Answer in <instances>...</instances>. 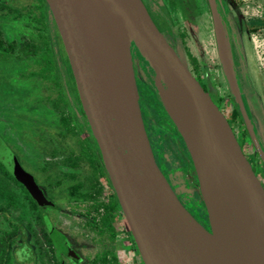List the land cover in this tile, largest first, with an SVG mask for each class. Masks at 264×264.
Masks as SVG:
<instances>
[{
    "label": "rangeland",
    "instance_id": "obj_1",
    "mask_svg": "<svg viewBox=\"0 0 264 264\" xmlns=\"http://www.w3.org/2000/svg\"><path fill=\"white\" fill-rule=\"evenodd\" d=\"M143 2L191 74L231 122L239 144L264 186V163L245 130L244 121L232 115L234 105L238 107V104L218 57L207 0ZM36 3L42 5L38 0H0V138L5 142V147L15 152L23 168L31 173L36 172L37 162L40 165L55 166L40 182L53 196L56 194L53 201L56 206H35L21 188H14L0 175V207L5 208L14 221L22 223L26 230L25 243L30 247L32 257L29 259L28 255L17 264H73L71 254L58 250L50 241L42 221L45 214L51 219L56 232L65 236L67 249L80 257L78 264H93L95 253L105 246L110 249L113 243L109 239L105 240L106 244L100 242L96 230L85 224V221L96 214V199L108 204L115 197L106 179L99 177L96 183L91 181V169L85 158H80L78 163L73 164L75 152L73 154L70 150L77 136L71 130L65 134L63 128L60 130L48 127L59 119V112L50 100L42 101L40 98H54L56 89L48 86L52 79L43 76V64L33 60L46 45L52 53L55 70L69 102L64 115L73 132L85 135L76 118L79 115L77 104H80V98L60 34L45 5L42 21L28 13ZM219 8L231 51L233 70L240 92L244 94L241 95L243 103L264 151V0H220ZM34 12L39 15L38 10L34 9ZM161 18H165L171 25H165ZM39 34L46 37V44ZM135 76L140 101L145 107L144 118L149 120L152 127L150 137L158 164L171 186L178 192L181 202L207 228V214L200 203L196 174L181 134L148 77L137 68ZM154 101L157 104H153ZM83 120L86 124L87 120ZM45 121L50 124L44 125ZM85 139L91 145V150H94L92 140L86 136ZM78 147L80 148H75L76 153ZM6 151L1 150L0 156L3 157ZM68 172L74 176H67ZM77 182L81 185L71 188ZM9 200H12L13 206L9 205ZM98 211L102 212L103 207L99 206ZM112 221L114 242L120 244L115 247V254L120 260L118 264H138L140 257L121 213ZM10 228L0 212V234ZM21 243V239L15 240L14 246Z\"/></svg>",
    "mask_w": 264,
    "mask_h": 264
},
{
    "label": "water",
    "instance_id": "obj_2",
    "mask_svg": "<svg viewBox=\"0 0 264 264\" xmlns=\"http://www.w3.org/2000/svg\"><path fill=\"white\" fill-rule=\"evenodd\" d=\"M45 1L60 34L116 204L142 263L261 264L224 220L212 181L213 157L221 159L263 228L264 186L225 115L158 28L143 0ZM207 1L222 69L252 144L264 163V151L233 70L217 2ZM108 21L123 26L117 50L96 29ZM131 45L145 60L157 85L163 84L181 96L200 117L190 128L191 146L166 110L191 159L209 229L182 204L155 160L139 104ZM16 168L21 172L18 178L31 185L30 191L38 204H51L30 175H25L18 164ZM48 231H53L50 223ZM53 242L64 250L59 237L53 236ZM63 252L71 254L68 250Z\"/></svg>",
    "mask_w": 264,
    "mask_h": 264
},
{
    "label": "bare ground",
    "instance_id": "obj_3",
    "mask_svg": "<svg viewBox=\"0 0 264 264\" xmlns=\"http://www.w3.org/2000/svg\"><path fill=\"white\" fill-rule=\"evenodd\" d=\"M96 29L111 47L115 50L119 49L123 31L121 24L116 21H108L106 24L98 25ZM130 54L133 67L148 77L150 84L159 90L163 105L192 146L193 134L190 128H193L196 121L200 119L199 115L181 96L173 93L163 84L157 85L152 71L133 45L130 46ZM153 104L157 103L154 101ZM189 134H191L190 137ZM211 175L216 199L227 226L241 244L250 250L261 264H264V228L249 210L242 194L225 171L218 156H214L212 159Z\"/></svg>",
    "mask_w": 264,
    "mask_h": 264
},
{
    "label": "trees",
    "instance_id": "obj_4",
    "mask_svg": "<svg viewBox=\"0 0 264 264\" xmlns=\"http://www.w3.org/2000/svg\"><path fill=\"white\" fill-rule=\"evenodd\" d=\"M38 1H40L42 5H38L37 3L34 4L33 5L34 8H30V10H28V13H31L33 15V18H35L39 21H42L41 16H42V13L44 10L43 6L45 5L47 7V4H46L45 0H38ZM34 9L38 10L40 16L34 12ZM161 19L165 23V25H167L168 27L171 25V23L168 22L165 18H161ZM39 37L42 41H44L45 44L47 43L48 40L46 41V37H44L41 34H39ZM1 43H2V41L0 40V45H1ZM4 54L10 55V53H5V52H4ZM15 58H18V57L15 56ZM34 59L36 61H40L43 64V67H42L43 76L46 78L52 79L50 81H52L55 84L58 83V75H57L56 70H55L54 61L52 58V53H51V51L47 45L45 46L44 50L40 53V55L33 58V60ZM35 72H37V71H33V73H35ZM59 96H60L59 97L60 101L58 100L55 103L57 106L60 105L61 101H64V100H62L63 96H61V93ZM139 104L141 105L140 100H139ZM81 114H82V116H84L83 108H82ZM232 115L234 118L240 117L241 120L243 121L240 110L236 104L234 105ZM143 121H144L146 132H147L148 137H149V136H151V133H152L151 124H150L149 120H146L144 118V116H143ZM245 130H247V129H245ZM150 142H151V139H150ZM79 145L81 148H80L78 155L75 156V158H74L75 160H73L75 162H73V164H76L80 158H82V159L85 158V160L90 164V169H91V172H90L91 175L90 176H92L91 181H93L95 183V181H97V179L99 177L104 178L106 173H105V170H104V167L102 164V160H101L97 145L95 147L96 148L95 153L92 152L91 150H89V146L83 137H81V138L79 137ZM188 156H189V154H188ZM189 159H190V157H189ZM190 161H191V159H190ZM92 198L94 199V197H92ZM93 203H94V200H93ZM200 203L202 206H204L202 199H200ZM33 204L35 205L34 201H33ZM115 204H116L115 199L110 200V202L108 204H104V203L100 202L98 199H96L95 205L92 204V206L93 205L95 206L96 214L91 215L90 219L85 221V224H88L90 227H92L96 230V232L99 236L98 240L100 242L102 241L103 243L106 244L105 240L109 239V242H111V244L113 243L112 247L110 249H108L105 246L106 249L104 247L103 250L95 253V257L92 260L93 264H118L120 261L119 257L115 254V247H118V245H120V244L114 242L115 231H114V226H113V221H112L114 219V217L116 215H118L120 212L119 207L116 206L117 204L116 205ZM99 206L103 207L102 212L98 211ZM200 210H201V208H200ZM0 212L3 213L5 220H7L8 225L11 227L10 229L5 230L2 234H0V264H17V262L21 263L24 259H26L28 257V255H29V259H30V257H32V253H31L30 247L25 243V241H26V230H25L24 226L22 225V223L12 221L11 218L6 213L5 208L0 207ZM88 214H89V212H87L86 215H88ZM48 235H49V238H50V240L54 246H55V244L53 242V236L59 237L60 242L63 241L60 234H57L55 231H52V233H50L48 231ZM130 237H131V235H130ZM18 239L19 240L21 239L22 243L19 246H14V241L18 240ZM58 250H60V249H58ZM67 250L71 252V258H72L73 264H78L80 257H76V253H73L72 250H70V249H67ZM30 253H31V255H30ZM138 264H143V263L140 260L138 262Z\"/></svg>",
    "mask_w": 264,
    "mask_h": 264
},
{
    "label": "flooded vegetation",
    "instance_id": "obj_5",
    "mask_svg": "<svg viewBox=\"0 0 264 264\" xmlns=\"http://www.w3.org/2000/svg\"><path fill=\"white\" fill-rule=\"evenodd\" d=\"M4 53V52H3ZM11 55V54H10ZM13 58H15V56H12ZM57 73V72H56ZM72 73V72H71ZM58 75V74H57ZM47 81V80H46ZM52 82V81H51ZM137 82V81H136ZM50 88H54L55 87V89H56V95L54 96V98H52V97H50V96H46L45 97V99H44V97H41L40 99L43 101V100H50V102H51V104H52V106L59 112V119L55 122V123H51V126H48L50 123H47L46 121L43 123L44 125H46V126H48V127H54L55 129H60L61 130V128H63L64 129V132H65V134H67V132L69 131V130H71L72 131V133L74 134V135H76L77 137H76V140H75V143H74V145L72 146V149L70 150L71 151V153H73V152H75V154H74V158H75V156L76 155H78V153H79V151H80V148H79V150H78V152L76 153V151H75V148L77 147V146H80L79 145V137L81 138V137H83L84 139H85V136L86 137H89L91 140H92V142L94 143V150H91V145L89 144V143H87L88 144V146H89V150H91L92 152H96V142H95V139H94V137H93V135H92V133H91V130H90V128H89V125H88V122L85 124L84 123V120L83 119H86V117H85V115L84 116H82V114H81V111H82V106H81V102H80V104L78 103L77 104V107H78V112H79V115L78 116H76V118H77V120H79L78 122L82 125V129H81V132L83 133V134H85L84 136L82 135H79L77 132H73V128H71L70 126H69V123H68V121H67V116H65L64 115V109H66V106H67V104L69 103L68 102V100H67V97L65 96V94H64V92H63V88H62V86H61V83H60V77H59V75H58V83H50L49 85H48ZM48 86H46L45 85V87H47V88H49ZM54 86V87H53ZM137 87H138V84H137ZM204 88V87H203ZM205 89V88H204ZM140 90H139V87H138V92H139ZM60 93H61V96H63L62 97V100H64V101H61L60 102V105L59 106H57L55 103H56V101H58L59 100V95H60ZM241 95H244V94H241ZM139 96H140V92H139ZM76 99V98H75ZM141 99V96H140V98H139V100ZM213 100V99H212ZM60 101V100H59ZM141 102V101H140ZM75 105H76V102H75ZM142 105V104H141ZM140 105V108H141V112H142V117L143 116H145L144 115V113H145V107L142 105L141 106ZM220 109V108H219ZM221 110V109H220ZM222 111V110H221ZM223 112V111H222ZM71 114V113H70ZM224 114V113H223ZM71 117H73V114H71L70 115ZM226 117V116H225ZM226 119H227V117H226ZM227 121L229 122V124H230V126H231V122L227 119ZM78 123V124H79ZM232 127V126H231ZM86 129V130H85ZM148 135V134H147ZM151 136H152V134H151ZM149 138V141H150V139H151V137L149 136L148 137ZM85 141H87L86 139H85ZM3 140L0 138V151L1 150H7L6 151V153H4V155H3V157H1L0 156V175L3 177V179L4 180H6V182L8 183V184H10V185H12L14 188L16 187V186H18L19 188H21L24 192H25V194H27L28 196H29V198L32 200V201H34L35 202V205L36 206H49V207H52V208H54L55 206H56V204L53 202L54 201V199H55V195L53 196L52 195V193H50V190H49V192H48V190H46L41 184V182H40V179L42 178V179H45L46 177H47V175L49 174V172H50V170L51 169H54V167L55 166H53V167H51V166H48V165H46V164H43V165H40V164H38V162H37V164L35 165V170H36V172L33 174V173H31L30 171H28V170H26V169H24L23 168V166H22V164H21V162L19 161V159H18V157L16 156V154H15V152L14 151H12L10 148H7V147H5V144H3ZM151 142H152V140H151ZM150 142V144H152ZM5 143V142H4ZM151 147H152V151H153V154H154V157H155V160H156V162H157V164H158V159H157V156H156V151L153 149V144L151 145ZM4 148V149H3ZM158 150V149H157ZM3 154V153H2ZM39 154H41V150L39 151ZM158 155V154H157ZM39 156V155H38ZM75 160V159H74ZM74 162V161H73ZM78 163V162H77ZM17 164H18V166L22 169V171H24V174L25 175H30V177L33 179V181H34V183L37 185V188L39 189V191L40 192H42L43 193V195H44V197H45V199L46 200H48V201H50L51 202V204H43V205H39L38 204V202H37V200L33 197V195H32V193H31V191H30V187H31V185H30V187H29V184L28 185H26L24 182H22L19 178H18V174L20 175L21 174V172H19L18 170H17V168H16V166H17ZM39 165V166H38ZM158 166H159V168L161 169V167H160V165L158 164ZM89 167H90V164H89ZM161 171H162V169H161ZM163 172V171H162ZM164 173V172H163ZM23 175V174H22ZM66 175L67 176H74V174H72V173H70V172H68V173H66ZM165 175V174H164ZM166 176V175H165ZM100 178H103V177H100ZM167 178V177H166ZM103 179H106V181L108 182V184L110 185V183H109V180H108V177H107V175L105 174V176H104V178ZM25 180V179H24ZM98 180V179H97ZM167 180H168V178H167ZM26 182H27V180H25ZM97 181H95V183H96ZM169 183L171 184V182L169 181ZM79 185H81V183H79V182H77V184H75L74 186H71V188H78V186ZM110 187H111V185H110ZM173 188V187H172ZM174 189V188H173ZM175 191V193H176V195L178 196V198L180 197L179 196V194H178V192L176 191V190H174ZM112 194V193H111ZM112 200V199H111ZM180 200V199H179ZM181 201V200H180ZM183 204V203H182ZM9 205H12L13 206V202H12V200H9ZM184 205V204H183ZM185 206V205H184ZM191 212V211H190ZM191 214L197 219V217H196V215H194L192 212H191ZM10 217V216H9ZM11 220L12 221H14L12 218H11ZM198 220V219H197ZM42 221H43V223H44V225H45V227H46V230H47V232H48V223H50V225H51V228H52V230L53 231H55L56 232V230H55V228H54V226H53V224H52V222H51V219L49 218V216L47 215V214H45V215H43L42 216ZM199 221V220H198ZM207 229H209V225L207 226ZM57 234H59L58 232H56ZM60 236L62 237V239H63V241L61 242V244L63 245V249L64 250H67V246H66V244H65V236L64 235H61L60 234ZM51 241V240H50ZM63 250V251H64ZM64 253V252H63Z\"/></svg>",
    "mask_w": 264,
    "mask_h": 264
},
{
    "label": "crops",
    "instance_id": "obj_6",
    "mask_svg": "<svg viewBox=\"0 0 264 264\" xmlns=\"http://www.w3.org/2000/svg\"><path fill=\"white\" fill-rule=\"evenodd\" d=\"M219 1H220V0H216V2H217V7H218V13L220 14V11H219V9H220V8H219ZM207 2H208V1H207ZM219 16H220V15H219ZM232 34H233V33H232ZM214 38H215V37H214ZM229 39L231 40V38H229ZM236 40H237V38H236Z\"/></svg>",
    "mask_w": 264,
    "mask_h": 264
}]
</instances>
